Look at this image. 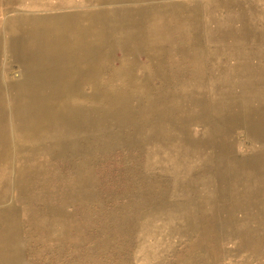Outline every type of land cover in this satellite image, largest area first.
Segmentation results:
<instances>
[{
	"label": "rangeland",
	"instance_id": "374dc122",
	"mask_svg": "<svg viewBox=\"0 0 264 264\" xmlns=\"http://www.w3.org/2000/svg\"><path fill=\"white\" fill-rule=\"evenodd\" d=\"M94 11L135 37L136 73L84 84L78 110L62 50L89 51L74 30ZM65 184L87 203H46ZM0 264H264V0H0Z\"/></svg>",
	"mask_w": 264,
	"mask_h": 264
},
{
	"label": "bare ground",
	"instance_id": "6f19581e",
	"mask_svg": "<svg viewBox=\"0 0 264 264\" xmlns=\"http://www.w3.org/2000/svg\"><path fill=\"white\" fill-rule=\"evenodd\" d=\"M85 18L86 17L81 18L80 21H84ZM104 19H105L104 14H101L100 11H94L93 14L91 12V23L89 25H86V26L81 25L79 27L78 23L80 21L77 22V25H76L77 27H75V30H74L75 37L81 38V36L84 33L85 34L84 40L78 43H80L82 46H87L89 51H85V52L83 51V52L76 54L71 51L68 44L62 50L64 51V57L67 62V71L65 72V74H62V77H63V81L65 82L68 88V94H65L64 99H63L64 106H68V105L77 106L78 110L83 108V107H80L79 105V100H80L79 90L81 87H83L84 84H89L95 89L101 88L103 85L101 81L108 74H112L118 77L119 79H123V77L126 74H128L127 72L131 73L132 75L136 73V72L134 73V70H135L134 67L131 68L126 65V58L128 57L127 53L130 55L131 44L133 42V39H135V37L133 35L131 36V34L125 35L122 30H119V31H117L118 29L113 30L114 27H109L105 25ZM113 26H115V24H113ZM73 33H74L73 31H69L66 33V36H69ZM126 44L129 45V50H127V53H126ZM118 51L122 53V56L120 57V60H119V65L112 66L111 60L112 58L113 59L115 58L114 52H118ZM103 57L105 58L106 64H103L101 62V58ZM76 61H78V63ZM80 61L89 62L92 64V66H88L87 68H84ZM72 62L74 63V65H72ZM112 69H114L115 71L112 72L111 71ZM134 78L135 77H132V79L130 80V83L134 82L135 84H138L137 81L139 80H136ZM145 85L147 84L145 83ZM141 96L142 95L140 94L122 93L121 95H119V98L114 99V102L116 101L119 104H121L122 102L123 103L125 102L126 104H128L129 102L131 103L135 102V105H136V103L138 104L140 102L139 99L141 98ZM68 101L71 102V104L67 103ZM91 104H92V108L96 109L97 107L96 102L92 101ZM182 119L183 118H180L179 121H181ZM204 121H205V123H203L204 129L208 130V126L211 123H212L211 128L215 129L214 118L210 119L209 117H207V120L204 119ZM128 125H134L132 128H136L139 125L142 126L143 123H140L135 119H128V118H117L116 119L115 118L110 125L105 127V129L112 130L115 133H119V131L123 127H128ZM74 128H76L79 132L84 129V126L81 123L79 118L76 119ZM146 132H149V130L141 131V133H146ZM189 132L190 131L187 130V133ZM192 137L194 136H190L187 134V138H192ZM202 140L203 138L201 139V141ZM159 144L156 145L158 150H160ZM192 153H193L192 149H191V152L187 153L188 162L189 160H192L191 159ZM38 171L39 169H36V173ZM90 172L92 174V169L86 168L84 169L83 175L85 174L87 176ZM80 185L81 184L79 183V185L77 186H80ZM77 186L74 189H72L71 186H68L65 184L63 186V189L61 188L59 195L57 194L56 190L54 191L53 194L49 193L46 196V203L50 202L51 196H53V197H59L60 200L62 201L66 200L68 201V203L69 202L71 203L79 202L81 204H86L88 201V194L82 193L81 190ZM77 203H75V205H77ZM49 210L53 211L52 212L53 215L57 216V221H54L56 226H58L59 224V226L62 227L63 221L60 220V215L64 216L65 214H61V212L66 211V210H68L69 212V208H67V206H60V207H55V208L51 207Z\"/></svg>",
	"mask_w": 264,
	"mask_h": 264
},
{
	"label": "crops",
	"instance_id": "0c3cea01",
	"mask_svg": "<svg viewBox=\"0 0 264 264\" xmlns=\"http://www.w3.org/2000/svg\"><path fill=\"white\" fill-rule=\"evenodd\" d=\"M228 81H230V80H228ZM228 83H230V82H228ZM236 102H237V100H232L231 103H230L231 105H233L232 106L233 108L235 106L237 107L236 109H233V113H232V114H236L237 115V118H233L232 117L231 119H232V121L240 122V118H242V121L241 122H243L245 117L246 118H249L250 117L249 110L244 109V108H239L240 105H242V103L239 104V103H236ZM230 104H228V105H230ZM221 111L223 112V109ZM216 114H215V116H216L215 117V120H216L215 121V129H212L211 128V124L212 123L209 124L208 130L207 129H203V134H204V137L203 138H205V139H207L208 136H211L212 138L214 137L216 139H222L224 137V130H226L228 128V126H226L227 124H225V122H224V117L220 118L219 117L220 116V113L218 111L216 112ZM225 114L228 117H231L230 116L231 114H228V113H225ZM211 118H214V117H211ZM218 118H220V119H218ZM225 127H226V129H225ZM156 133H159V131H157ZM196 133L197 132L194 133V132L190 131L187 134L190 135V136H194V137L199 136V135H196ZM226 134H228V133H226ZM189 152H191V149L190 148H187V153H189Z\"/></svg>",
	"mask_w": 264,
	"mask_h": 264
}]
</instances>
